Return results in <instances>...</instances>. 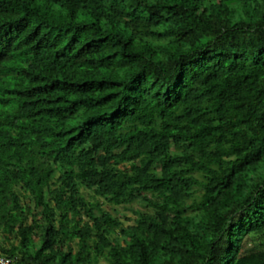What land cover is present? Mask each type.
Here are the masks:
<instances>
[{
  "label": "trees",
  "instance_id": "1",
  "mask_svg": "<svg viewBox=\"0 0 264 264\" xmlns=\"http://www.w3.org/2000/svg\"><path fill=\"white\" fill-rule=\"evenodd\" d=\"M0 255L264 264V0H0Z\"/></svg>",
  "mask_w": 264,
  "mask_h": 264
},
{
  "label": "rangeland",
  "instance_id": "2",
  "mask_svg": "<svg viewBox=\"0 0 264 264\" xmlns=\"http://www.w3.org/2000/svg\"><path fill=\"white\" fill-rule=\"evenodd\" d=\"M170 47L171 49L174 50L177 48V45H171ZM104 207L105 209L109 210L114 216H119L123 221L125 228L135 223L134 219L136 218V216L133 214L132 208L143 209L137 203L134 202L127 203L124 206H112L108 203H105ZM36 213H38V211H36ZM62 232H63V240L67 243L66 245L67 250L69 249L73 252H76L79 249L80 239L77 238L73 233V231L67 227H65Z\"/></svg>",
  "mask_w": 264,
  "mask_h": 264
},
{
  "label": "built area",
  "instance_id": "3",
  "mask_svg": "<svg viewBox=\"0 0 264 264\" xmlns=\"http://www.w3.org/2000/svg\"><path fill=\"white\" fill-rule=\"evenodd\" d=\"M0 264H16V263L14 262V259L0 255Z\"/></svg>",
  "mask_w": 264,
  "mask_h": 264
}]
</instances>
